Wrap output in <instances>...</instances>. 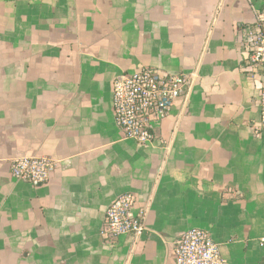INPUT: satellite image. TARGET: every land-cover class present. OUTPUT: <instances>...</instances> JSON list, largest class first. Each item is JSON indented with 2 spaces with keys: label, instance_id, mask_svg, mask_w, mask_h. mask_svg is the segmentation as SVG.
Here are the masks:
<instances>
[{
  "label": "crops",
  "instance_id": "0c3cea01",
  "mask_svg": "<svg viewBox=\"0 0 264 264\" xmlns=\"http://www.w3.org/2000/svg\"><path fill=\"white\" fill-rule=\"evenodd\" d=\"M264 0H0V264H174L209 233L226 264H264V132L241 33ZM148 66L193 75L141 146L113 123L112 82ZM158 140V141H159ZM24 157L58 162L39 187ZM146 209L139 238L103 239L119 196Z\"/></svg>",
  "mask_w": 264,
  "mask_h": 264
},
{
  "label": "built area",
  "instance_id": "2783aa9c",
  "mask_svg": "<svg viewBox=\"0 0 264 264\" xmlns=\"http://www.w3.org/2000/svg\"><path fill=\"white\" fill-rule=\"evenodd\" d=\"M241 44L246 54L243 67L253 78L255 69L264 70V10L255 13L252 27L241 33ZM193 75L171 74L144 66L132 73H124L112 82L111 107L113 123L124 139L141 146L159 142L158 130L162 121L170 114L178 100L186 101ZM258 121L254 124L257 132H264V85L256 86ZM159 140V141H158ZM58 162L49 157H24L10 163L13 179L39 187L49 181ZM135 197L130 193L119 196L106 209L103 239L109 243L119 237L131 235L139 238L145 232L146 209L132 212ZM264 244V239H261ZM174 264H226L221 257L219 246L208 232L191 229L183 233L173 246Z\"/></svg>",
  "mask_w": 264,
  "mask_h": 264
}]
</instances>
